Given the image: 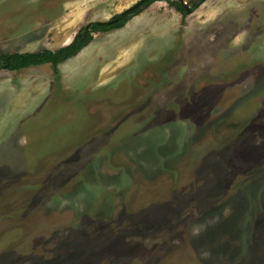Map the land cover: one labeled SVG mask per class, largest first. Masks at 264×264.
Here are the masks:
<instances>
[{
  "label": "rangeland",
  "instance_id": "374dc122",
  "mask_svg": "<svg viewBox=\"0 0 264 264\" xmlns=\"http://www.w3.org/2000/svg\"><path fill=\"white\" fill-rule=\"evenodd\" d=\"M141 1L0 0V54ZM183 1L0 72V264H264V0Z\"/></svg>",
  "mask_w": 264,
  "mask_h": 264
},
{
  "label": "trees",
  "instance_id": "16d2710c",
  "mask_svg": "<svg viewBox=\"0 0 264 264\" xmlns=\"http://www.w3.org/2000/svg\"><path fill=\"white\" fill-rule=\"evenodd\" d=\"M163 1L175 7L177 11L186 13L178 0H142L135 8L120 13L107 22L88 24L74 38L72 43L58 50L43 49L38 52L0 54V72H20L47 64L51 65L57 72L58 66L79 55L93 41L95 33H108L122 29L133 17L141 14L154 3Z\"/></svg>",
  "mask_w": 264,
  "mask_h": 264
},
{
  "label": "water",
  "instance_id": "95a60500",
  "mask_svg": "<svg viewBox=\"0 0 264 264\" xmlns=\"http://www.w3.org/2000/svg\"><path fill=\"white\" fill-rule=\"evenodd\" d=\"M178 1L181 2L182 6L184 7V9L186 10L187 13H190L191 12V10H190V8H189V6H188L187 3H185L183 0H178ZM138 4L139 3H137L136 5H138Z\"/></svg>",
  "mask_w": 264,
  "mask_h": 264
}]
</instances>
